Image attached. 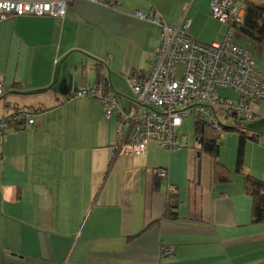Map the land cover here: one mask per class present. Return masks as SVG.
I'll use <instances>...</instances> for the list:
<instances>
[{
  "label": "crops",
  "instance_id": "1",
  "mask_svg": "<svg viewBox=\"0 0 264 264\" xmlns=\"http://www.w3.org/2000/svg\"><path fill=\"white\" fill-rule=\"evenodd\" d=\"M210 2L73 0L63 19L0 23V121L19 113L33 120L0 131V264H264V222L251 223L243 187L244 175L264 181V100L247 128L228 127L248 139L240 174L239 133L228 161L219 148L223 183L196 139L189 144L183 123L177 150L151 140L142 155H117V115L107 120L99 101L73 96L98 86L99 68L121 111L131 112L127 77L145 73L160 45L158 27L133 14L174 27L187 20L186 35L211 45L230 28L212 19ZM238 37L264 75V47ZM160 169L165 179L154 173ZM166 213L174 218L162 219ZM168 248L173 255L163 256Z\"/></svg>",
  "mask_w": 264,
  "mask_h": 264
},
{
  "label": "built area",
  "instance_id": "2",
  "mask_svg": "<svg viewBox=\"0 0 264 264\" xmlns=\"http://www.w3.org/2000/svg\"><path fill=\"white\" fill-rule=\"evenodd\" d=\"M72 1L0 0V23L22 17L63 19ZM101 1L114 7L120 0ZM210 14L230 28L219 43L211 45L199 44L186 35L187 20L174 27L152 14H133V18L158 27L160 45L145 73L127 77L134 95L131 112H122L116 97L100 85L81 87L74 92V97L99 101L107 120L112 114L117 115L119 143L112 151L114 154L142 155L151 140L168 151L177 150L181 147L178 129L191 116L221 137L224 130L218 119L220 114L243 121L257 115L255 108L264 100V75L256 70L252 53L233 42L231 32L243 21L244 10L233 0H211ZM221 89L233 92L237 98L221 97ZM32 125L33 120L27 114L19 113L0 121V131ZM154 173L166 178L165 170ZM174 192V187L169 186L168 195ZM173 253L171 248L162 251L163 256Z\"/></svg>",
  "mask_w": 264,
  "mask_h": 264
},
{
  "label": "trees",
  "instance_id": "3",
  "mask_svg": "<svg viewBox=\"0 0 264 264\" xmlns=\"http://www.w3.org/2000/svg\"><path fill=\"white\" fill-rule=\"evenodd\" d=\"M235 2V1H234ZM244 10V18L241 24L234 27V31L243 39L249 41L252 45L264 47V2L253 3L244 1L238 3ZM96 71V84L104 87L108 91L106 79L101 74L99 68ZM238 127V126H237ZM237 127H225L224 132L239 133L238 150L236 157V173L242 171V154L246 140L248 139L244 133ZM194 137L199 145V150L211 157L213 161V174L217 181L228 182V171L225 166L220 164L218 152L220 148L219 137L216 132L207 124L195 120ZM256 140V138H252ZM243 187L245 193L252 199L251 223L260 224L264 222V181L252 177L251 175L243 176ZM173 219L174 215L166 213L162 219Z\"/></svg>",
  "mask_w": 264,
  "mask_h": 264
},
{
  "label": "rangeland",
  "instance_id": "4",
  "mask_svg": "<svg viewBox=\"0 0 264 264\" xmlns=\"http://www.w3.org/2000/svg\"><path fill=\"white\" fill-rule=\"evenodd\" d=\"M211 15V14H210ZM212 17V16H211ZM213 19V18H212ZM214 20V19H213ZM216 21V20H215ZM225 30L227 29V25H221ZM223 28L221 29V31L216 32L218 38L214 40V42H218L220 41V39L222 38L223 34H224V30ZM223 33V34H222ZM233 34V42L235 43V39L239 44H244V42H242L241 40H239L240 38L238 37V35L234 32H232ZM202 42V41H200ZM202 43H210V42H202ZM236 44V43H235ZM237 45V44H236ZM219 93L221 96H225V97H235V95L233 94V92L229 91V90H219ZM128 97V96H127ZM133 97V96H132ZM250 121L251 120H247V121H243V120H237L234 117H228L227 119H222V125L225 127H230L233 124H240L241 127H245L247 128L250 125ZM183 133L187 136L189 144L194 143L195 137H194V119L193 117H189L188 119H185L183 122ZM238 134H236L235 132H224L223 136L220 140V147H221V156H222V160L224 159L225 161H228L230 159V152L232 150H234V144H237V136Z\"/></svg>",
  "mask_w": 264,
  "mask_h": 264
}]
</instances>
